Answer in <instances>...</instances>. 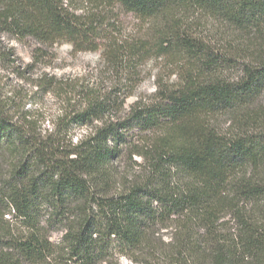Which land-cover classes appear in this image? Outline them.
<instances>
[{
  "label": "trees",
  "instance_id": "trees-1",
  "mask_svg": "<svg viewBox=\"0 0 264 264\" xmlns=\"http://www.w3.org/2000/svg\"><path fill=\"white\" fill-rule=\"evenodd\" d=\"M115 6L154 21L152 42L101 49ZM202 19L245 45L221 32V46L207 42L194 31ZM0 32L105 51L113 66L186 62L177 84L123 118H108L117 97L95 88L50 130L0 109V264H264V0H0ZM124 154L141 159L132 178L116 167Z\"/></svg>",
  "mask_w": 264,
  "mask_h": 264
},
{
  "label": "rangeland",
  "instance_id": "rangeland-1",
  "mask_svg": "<svg viewBox=\"0 0 264 264\" xmlns=\"http://www.w3.org/2000/svg\"><path fill=\"white\" fill-rule=\"evenodd\" d=\"M83 6L92 12L104 11H94V7L85 3ZM105 13L110 18L100 29V35L104 38L100 48L105 51L110 47L121 48L126 43L144 40L152 42L159 32L154 21H139L117 6ZM195 17L189 16L190 19ZM194 31L215 46H221L213 39L215 32H221V36L227 41L237 39L240 44L245 45L241 36L231 37L211 20L196 22ZM217 40L222 39L220 37ZM105 51H76L67 43L44 46L32 39L18 40L0 32V109L16 119L25 116L32 119L41 131L50 130L58 117L72 114L81 107L83 97L80 96L84 90L95 88L103 93H114L117 97L116 110L108 118H123L135 102L152 99L158 84H177L181 69L186 64L183 59L172 62L164 56L151 54L141 59H124L121 64L113 66L107 64ZM224 72L230 79L236 80L239 75L236 67ZM261 102V99L258 100L256 106ZM216 124L221 130H226L230 119L227 115H221L216 119ZM74 132V136L79 138L86 129H75ZM138 137L133 135L134 140ZM140 163L139 157L132 156L130 159L124 154L116 167L121 176L128 174V178H132L135 172H139L140 168L136 164ZM10 225V228L19 231L14 219H11ZM58 238V232L51 234L52 242L57 243ZM164 239L167 240V236ZM111 262L136 264L119 255H115Z\"/></svg>",
  "mask_w": 264,
  "mask_h": 264
}]
</instances>
